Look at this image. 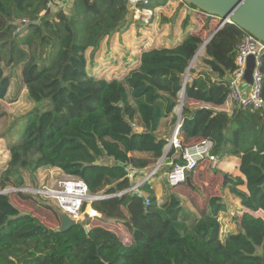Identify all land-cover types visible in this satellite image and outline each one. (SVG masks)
Listing matches in <instances>:
<instances>
[{"label": "trees", "instance_id": "16d2710c", "mask_svg": "<svg viewBox=\"0 0 264 264\" xmlns=\"http://www.w3.org/2000/svg\"><path fill=\"white\" fill-rule=\"evenodd\" d=\"M48 2L0 0V101L10 83L3 69L10 67L19 69L33 104L23 126L19 120L7 139L9 159L0 173V264H264V219L249 213L264 214V108L233 106L228 114L210 108L191 111L184 104L181 110L174 162H182L186 146L204 139L211 141L214 157L240 159L245 182L227 179L231 196L249 211L240 216L239 231L220 238L218 216L226 212L220 196L209 198L199 218L186 213L175 194L161 207L150 199L145 206L147 198L123 192L132 186L134 173L163 156L166 141L156 131L162 119L173 116L183 76L204 39L188 33L176 46L142 51L137 66L122 78H95L87 65L104 39L131 23L128 1L73 0L68 13L50 12ZM241 35L228 24L214 34L202 59L208 71L185 85L184 99L214 107L226 102ZM261 71L264 99V56ZM138 153L147 158L133 156ZM174 155L171 148L166 158ZM40 168L81 179L91 195L109 196L91 207L102 221L121 223L130 244L100 226L85 231L87 223L55 232L17 208L11 194L20 201L31 197L3 191L26 189ZM243 184L247 192L237 189ZM33 202L59 220L54 207Z\"/></svg>", "mask_w": 264, "mask_h": 264}, {"label": "crops", "instance_id": "0c3cea01", "mask_svg": "<svg viewBox=\"0 0 264 264\" xmlns=\"http://www.w3.org/2000/svg\"><path fill=\"white\" fill-rule=\"evenodd\" d=\"M150 8L154 9V15L150 20V23L147 25V27H144L145 31H142L143 38H147L145 46L142 48V50L140 49V51L136 56H134L135 61L128 59L129 61L128 63H126L127 67L124 66L123 61L120 60V58H118V64L114 65V67L117 68L116 69L117 73L115 75H121L123 73H125L124 75H126L130 70L134 69L138 64L139 56L142 51L149 50L151 48H158V47L169 48L176 46L183 40L184 32L188 28L192 29L191 34L198 35L202 40L203 39L205 40L217 27V22H215L214 20H210L208 23L207 30L204 29L203 22L201 26L199 22L200 20L193 21L192 19L188 18V15L183 11V9H181L180 7H176L174 5H169V4L161 5V2H155L150 6ZM186 18H188L187 26L184 27L183 22ZM204 58H206V55L204 48H202L198 50V53L194 59L193 67L187 73L189 79L188 83H190L193 78L198 77L200 73L204 71H208L206 66L202 63V59ZM114 72L115 71H113V73ZM185 75L186 73L184 74V76ZM122 77L123 76H119V77L107 76L104 79L110 80L113 78L118 79ZM184 104H186L191 111L199 108H210L216 111H224L227 112L228 114H231V109H232L231 103L227 100L222 106L214 107L213 105L206 104L203 102L184 99V94H183L182 106ZM172 115L175 117V121L172 122L173 116H169L165 119H162L156 131V135L160 139H164L165 141H167L171 137L175 123L179 117V112L177 111L176 107L174 108ZM180 117H181V113H180ZM140 130L141 129H138V131ZM3 141L5 142V139H3ZM170 149L168 148L166 143L163 149V156L160 158V161L163 160L162 164H164V166L169 165V162L172 161L171 159L169 160L168 158H166V155ZM133 156L137 158H147V156L142 153L133 154ZM239 164H240V159L236 156L229 155V156H224L222 158L215 156L214 162H206L200 166L201 173L199 174H203L202 179L199 178V175L196 172L194 175L191 174L188 176L190 179L191 187H188L185 182V186H180L177 187V189H174L171 188L166 181L165 176L168 171L166 169L163 170L164 168L163 165H162L163 167L161 166L158 169V171L149 180L144 181L145 178L148 176V174L153 170L154 168L153 166L155 165V163H153L147 166L145 169L137 173H134L133 177L131 178V184L132 186L137 185V189H138L136 190L137 195L143 197L144 199L145 198L150 199L151 204L155 205L156 207H161L164 204H166L169 200L170 195L175 194L180 199L184 211L186 213H190V215H193L196 218H199L202 214H204L206 204L209 198L216 196L214 194V192L216 191L215 190L216 186L210 183L211 180L221 177L223 183L222 187L226 189L224 191L227 192L228 196H231L227 184L228 177L231 176L232 178H240L243 182H245L244 176L238 170ZM42 169L43 171H48L49 169L56 170L57 172H59L58 173L59 176H61V178L63 179H67V177H69L64 175L59 170L53 168H49V169L40 168L38 172H41L40 170ZM35 176L38 177L37 174H35ZM237 189L242 192H247L244 184L237 186ZM175 190L178 191V193H175L174 192ZM227 195L226 197H225V193L224 196L217 195L223 199V202L226 205V210L229 208L228 203H226V200L229 199ZM201 196H203L204 199H201ZM203 200L205 202L204 205L201 204ZM240 209L241 211H240V215L238 216L239 217L238 221L240 220V216L242 215V213L249 212L246 209L242 208L241 206ZM249 213L255 217H259L257 213H262V212L259 211L256 213L253 212H249ZM222 214L223 213L219 215ZM124 215L127 216L125 213ZM91 222L93 223L92 225L100 226L113 232L123 244L126 245L130 244V235L127 229L121 223L110 222L106 220L102 221L101 216L99 219H94ZM228 230L230 231V229Z\"/></svg>", "mask_w": 264, "mask_h": 264}, {"label": "built area", "instance_id": "2783aa9c", "mask_svg": "<svg viewBox=\"0 0 264 264\" xmlns=\"http://www.w3.org/2000/svg\"><path fill=\"white\" fill-rule=\"evenodd\" d=\"M129 11L135 20L139 21L141 25H148L154 15V9L150 6L155 2H162L164 0H127ZM73 0H49L46 7L50 12L68 13L72 7ZM179 4H183L186 7L188 13L192 12V9L186 5V1L178 0ZM194 12L206 19L218 20L215 17L208 15L202 11L194 10ZM44 12L40 15L42 16ZM219 21V20H218ZM25 23V21H23ZM233 25L229 20H222L217 23L218 30L224 25ZM207 39V38H206ZM205 39V40H206ZM204 48V47H203ZM248 56L254 58V69L252 73V85L247 86L240 83V79L243 76L245 70L246 59ZM264 56V43L260 42L256 37L251 34L242 31L241 38L236 45L235 56V69L228 76V97L233 106H237L244 109L255 110L264 108V99L261 96L262 92V79L263 73L261 71L262 58ZM189 82L188 75L186 74L182 80V88ZM243 85V88L240 86ZM246 90V91H245ZM183 94L178 95V104L176 106L179 112V117L175 123L171 137L166 141L168 148H173L175 155L172 157V161L169 162L171 169L167 172L166 181L171 188H177L185 184L186 177L194 174L199 165L206 162H214L215 157L211 154L212 143L209 140H201L195 144L186 146L180 153L181 163L174 162L173 159L177 158L180 150V142L178 140V133L181 127V109H182ZM163 160L157 164L156 167L148 174L144 181L149 180L163 165ZM139 186V185H138ZM29 189H9L6 193L25 192ZM137 185L131 186L123 193H129L136 191ZM37 193L43 199L51 201L61 214L66 215L69 219L78 223H84L88 226L94 219H99L100 214L97 213L91 207V203L97 200L108 198L102 194L91 195L85 185V183L77 177H67V179L57 180L55 185L49 187H41L37 190ZM121 193V194H123ZM118 194V195H121ZM144 205H149V200H144ZM86 207H88L86 209Z\"/></svg>", "mask_w": 264, "mask_h": 264}, {"label": "rangeland", "instance_id": "374dc122", "mask_svg": "<svg viewBox=\"0 0 264 264\" xmlns=\"http://www.w3.org/2000/svg\"><path fill=\"white\" fill-rule=\"evenodd\" d=\"M166 4L180 7L185 12H187L186 7H184L183 4H179L178 0H164L161 2V5H166ZM186 5L192 9V12L188 13V18L192 19L193 21L200 20L199 21L200 25L202 26V22L204 25V23L206 22V18L194 12V10H198V9L189 3H186ZM130 16H131L130 19L132 21L131 23L128 24L126 28L120 30L119 33L112 34V36L102 41L99 51L94 54L93 64L91 65L90 63H88L87 65L88 73L91 76H95L98 78H102V77L105 78L107 76L108 77L124 76L125 73L121 75H115L117 73L116 72L117 68L114 67V65L118 64V58H120V60L123 61V65L127 67L126 63H128L129 61L128 59L135 61L134 56H136L140 51V49L142 50V48L145 46L147 38H143L142 31H145L144 27L147 26L141 25L139 21L135 20L133 17V13L132 15L130 13ZM215 22L219 23L218 20H215ZM187 30L184 32L183 35L184 37L188 33L191 34L192 32L191 28H188ZM85 56L87 60H89L90 52L87 51L85 53ZM193 64H194V60L190 63L189 70L193 67ZM113 71L115 72L113 73ZM3 72L4 75L8 77L10 76V83L6 94L7 96L5 97L4 100L0 101V173L5 169L7 161L9 159V154L6 149L7 139L13 136L12 130L14 131V128H16L19 120H20V127L21 125L23 126L24 115L33 107V104L28 102L27 97L25 96V89L19 80V72H20L19 69L18 68L11 69L10 67H5L3 69ZM240 87L243 88V85H241ZM3 139H5V142L3 141ZM159 163H160V159L155 163L153 167H156L157 164ZM166 166L167 165L164 166L163 170L165 169L167 170ZM40 171L41 172L37 171L36 174L38 175V177L35 176L34 181L31 178L29 179L28 185L26 187L29 190L23 192V194L29 195L31 197V200L20 201L18 200L16 195H12V194L9 197L11 202L22 212L30 213L34 215L46 227L51 229H56L60 226V220H58L52 214V211L37 206L33 201L35 199L40 203L45 202L47 205L54 207L55 211L60 216L61 212L56 208V206L51 201L43 199V197H41L39 193H37V190H40L41 187L50 188L51 186L55 185V182L57 180H61L63 178L59 176L58 174L59 172H57L56 170L49 169L48 171H43L42 169ZM199 173H201L200 167L197 171V174L199 175V178L202 179L203 174H199ZM216 179L210 181L212 185L216 186L215 188L216 191L214 192V194L216 196L217 195L224 196L225 193V197H226L227 192L224 191L226 189L222 187L223 186L222 178L220 177ZM182 186H185V184ZM9 189L11 188H7L5 191H8ZM174 192L178 193V191L176 190ZM228 198L229 199L226 200V203H228L229 206V208L227 209L228 211L226 210L225 213L219 215L218 217L220 222V238H223V236H227L230 233L239 231L238 216L240 215V211H241L239 202L238 200L234 199L232 196H228ZM201 199H204V197L201 196ZM204 203L205 202L203 200L201 204L204 205ZM87 208L88 207H86V209ZM257 214L259 215V217L264 219L263 213H257ZM92 224H93L92 222L89 223L88 227L95 226ZM228 229H230V231Z\"/></svg>", "mask_w": 264, "mask_h": 264}, {"label": "water", "instance_id": "95a60500", "mask_svg": "<svg viewBox=\"0 0 264 264\" xmlns=\"http://www.w3.org/2000/svg\"><path fill=\"white\" fill-rule=\"evenodd\" d=\"M195 6L200 11L215 17L221 22L222 20L229 19L233 25L238 27L241 31L256 37L260 42L264 43V0H183ZM210 21V19H209ZM218 31L216 29L207 37L198 50L205 47L214 34ZM198 51L193 57L195 59ZM191 61V62H192ZM190 62V63H191ZM190 67V64H189ZM189 67L185 73H188ZM254 69V58L248 56L246 59L245 70L240 83L243 85H252V73ZM184 94V87L181 90ZM138 132V129H135ZM95 164H99L96 162ZM167 178V174L165 176ZM186 185L191 187L189 177H186ZM5 191H3L4 193ZM134 194H137L135 191ZM60 226L55 229V232H63L70 227L77 225L75 221L69 219L66 215L60 214ZM85 231H88L86 226Z\"/></svg>", "mask_w": 264, "mask_h": 264}, {"label": "clouds", "instance_id": "9594fccd", "mask_svg": "<svg viewBox=\"0 0 264 264\" xmlns=\"http://www.w3.org/2000/svg\"><path fill=\"white\" fill-rule=\"evenodd\" d=\"M133 192H135V191H133Z\"/></svg>", "mask_w": 264, "mask_h": 264}]
</instances>
